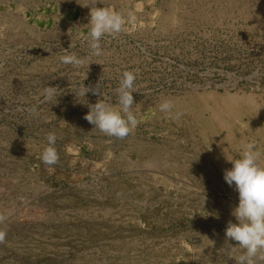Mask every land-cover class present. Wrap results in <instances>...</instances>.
Listing matches in <instances>:
<instances>
[{"label":"rangeland","instance_id":"obj_1","mask_svg":"<svg viewBox=\"0 0 264 264\" xmlns=\"http://www.w3.org/2000/svg\"><path fill=\"white\" fill-rule=\"evenodd\" d=\"M90 2L0 0V264H234L224 237L238 193L222 166L242 145L220 151L228 128L207 123L226 97L248 100L227 120L264 152V0H98L125 16L124 29L74 69L60 57L89 56L80 4ZM124 71L136 75L138 125L116 139L93 129L72 92L98 83L115 104ZM47 85L57 104L42 102ZM163 99L180 120L159 111ZM50 132L52 166L40 158Z\"/></svg>","mask_w":264,"mask_h":264},{"label":"clouds","instance_id":"obj_2","mask_svg":"<svg viewBox=\"0 0 264 264\" xmlns=\"http://www.w3.org/2000/svg\"><path fill=\"white\" fill-rule=\"evenodd\" d=\"M97 4L98 0H91L89 4H80L90 9L88 32L85 37L89 56L80 57L75 53L65 54L60 57L63 64L78 69L84 66L91 57H101L104 54L101 40L105 36L115 37L123 31L126 23L125 16L112 8L98 7ZM135 80L134 72L124 71L122 73L119 86L115 90V104L110 103L108 97L101 99L104 93L98 83L95 87L85 86L83 83L72 92L77 102L89 108L84 119L94 126L93 129L116 139H124L131 134L138 125L133 108L136 104L133 97ZM58 89V87L49 85L44 87L41 92L42 102L57 104ZM89 93L100 97L96 103L89 104L88 101L87 103L80 101V97L86 98ZM174 109L175 103L171 99H163L159 104L160 112L178 121L183 113L174 111ZM28 111L35 115L37 107L32 106ZM57 139L55 133L50 132L46 136V146L40 157L45 165L52 166L59 162L55 147ZM226 159L232 167L224 170L223 179L238 193V204L231 210V216L234 217L235 222L229 220L225 228L224 239L228 257L234 260V264H264V152L257 149L255 142H247L243 144L236 157H226ZM3 220L4 217L0 216V222ZM5 235L6 233L0 230V243L4 242ZM229 241L237 243L233 246Z\"/></svg>","mask_w":264,"mask_h":264},{"label":"bare ground","instance_id":"obj_3","mask_svg":"<svg viewBox=\"0 0 264 264\" xmlns=\"http://www.w3.org/2000/svg\"><path fill=\"white\" fill-rule=\"evenodd\" d=\"M206 93V92H205ZM201 94V93H200ZM203 94V93H202ZM209 95V94H208ZM211 95V94H210ZM198 96H200V95H198ZM203 98H202V97ZM200 97L202 98V102L203 101H205L204 99H205V97L203 96V95H201ZM206 96V95H205ZM207 97V96H206ZM190 98H191V96H190ZM207 98H210V97H207ZM176 100V99H175ZM207 101L209 100V99H206ZM179 101V100H178ZM181 101V100H180ZM184 101H186V100H184ZM192 101H193V99H192ZM243 101H246V102H248V100H238L236 97H234V96H228V97H226L225 98V100H224V102H225V104H224V102H222V105H219V107H218V105L216 106V108H214L213 110H212V118L210 119L211 121L209 122V123H207V125H209L211 128H213L214 129V131L215 132H219V129L220 128H222L223 127V129H224V127H227L228 128V133H227V135L225 136V137H223V138H221V136H220V140L219 141H216L217 142V144H216V146L220 149V151H225L228 147H236V146H238L239 147V145H242L243 146V144H245L246 143V141H245V139L243 138V137H240V138H235V137H238L237 135H239V134H235V131L234 130H232L231 128L232 127H234L233 125H231V119H230V121H228L229 120V118H227V115H232V116H237V114L239 113V112H241L242 111V106L241 107H239V106H237V105H233V104H236V103H238V102H243ZM212 102V101H211ZM186 103V102H185ZM188 103V102H187ZM194 103V102H193ZM196 103V102H195ZM227 103H228V105H227ZM177 104V103H176ZM179 104V103H178ZM177 104V105H178ZM184 104V103H183ZM244 104V103H243ZM255 104V103H254ZM189 105V104H188ZM197 105V104H196ZM199 105V104H198ZM249 105V104H248ZM181 106H184V105H182V103H181ZM195 106V105H194ZM209 106V105H208ZM251 106V105H250ZM256 106V105H255ZM254 106V107H255ZM261 107V106H260ZM192 108H194V107H192ZM252 108H253V106H252ZM251 108V109H252ZM263 108V107H262ZM262 108H260V109H262ZM190 109V108H189ZM208 109H209V107H208ZM241 109V110H240ZM256 110H257V108H255ZM259 109V108H258ZM259 109V110H260ZM195 110V109H194ZM193 110V111H194ZM198 110V109H197ZM201 110V109H200ZM206 110V109H205ZM255 110V111H256ZM192 111V112H193ZM208 111V110H207ZM210 112H211V110H210ZM209 112V113H210ZM199 113V112H198ZM258 113H259V111H258ZM196 114V113H195ZM202 116V115H201ZM243 117H245V116H243ZM228 119V120H227ZM194 120V119H193ZM236 120L234 119V122H235ZM243 122H245V121H243ZM203 123H204V121H203ZM238 123H240V122H238ZM191 124H193V123H191ZM230 124V125H229ZM241 124H244V123H241ZM240 124V125H241ZM235 125V124H234ZM243 126V125H242ZM245 127H246V125H244ZM193 127V126H192ZM195 127V126H194ZM244 127V128H245ZM200 128V127H199ZM238 128V127H237ZM240 128H242V127H240ZM196 129V128H195ZM209 129V128H208ZM207 129V130H208ZM205 130H206V128H205ZM204 130V131H205ZM206 130V131H207ZM211 131V130H210ZM260 130H258V128L257 129H255V132H257V133H260L259 132ZM202 132V131H201ZM241 132H242V130H241ZM197 133V132H196ZM204 133V132H203ZM208 134V133H207ZM261 134V133H260ZM200 135L202 136L203 134H201L200 133ZM216 135V134H215ZM218 136H219V134H217ZM242 135V134H241ZM241 135H239V136H241ZM261 136H262V140H263V143H264V133H262L261 134ZM210 138V137H209ZM213 139V138H212ZM211 139V140H212ZM252 140V139H251ZM204 141V140H203ZM209 141V140H208ZM201 142V141H200ZM250 142V141H249ZM204 143H205V141H204ZM207 143V142H206ZM201 145V144H200ZM210 146V145H209ZM264 146V145H263ZM211 148V147H210ZM199 149V148H198ZM239 149V148H238ZM200 150V149H199ZM215 150V149H214ZM218 151V150H217ZM199 152H201V151H199ZM204 152V151H203ZM238 153V152H237ZM236 153V154H237ZM140 154V153H139ZM212 157V156H211ZM226 157H228V156H225L224 157V161H223V172H224V170L225 169H230L231 167H232V165H231V163H229L228 161H227V159H226ZM206 158V157H205ZM228 158H230V157H228ZM232 158V157H231ZM207 164V163H206ZM135 169V168H134ZM142 169V168H141ZM140 170V169H139ZM219 170H221V169H219ZM130 171V170H129ZM220 172V171H219ZM148 173V172H147ZM219 174V173H218ZM145 177V176H144ZM155 179V178H154ZM224 180V179H223ZM220 185V184H219ZM189 187V186H188ZM187 187V188H188ZM182 188V187H181ZM222 189V188H221ZM152 191V190H151ZM228 193V192H227ZM209 200V199H208ZM228 200V199H227ZM6 205V204H5ZM12 206H14L13 204H12ZM210 207V206H209ZM9 208H10V206H9ZM106 209H107V207H106ZM125 209V208H124ZM130 209V208H129ZM108 210V209H107ZM225 210V209H224ZM7 211V210H6ZM132 211V210H131ZM5 212V211H4ZM92 213H93V211H92ZM101 213V212H100ZM110 213V212H109ZM91 214V213H90ZM94 214V213H93ZM92 214V215H93ZM108 214V213H107ZM96 215V214H95ZM110 215V214H109ZM104 216V215H103ZM102 216V217H103ZM126 216V215H125ZM66 218V217H65ZM126 218V217H125ZM102 219V218H101ZM115 220V219H114ZM131 240V239H130ZM132 242H133V240H132ZM135 242V241H134ZM86 243V242H85ZM129 243V242H128ZM76 244V243H75ZM214 244V243H213ZM212 244V245H213ZM218 244V243H217ZM216 244V245H217ZM211 245V244H210ZM33 246V245H32ZM205 246V245H204ZM79 247V246H78ZM35 248V247H34ZM210 249V248H209ZM214 249V248H213ZM212 249V250H213ZM34 250V249H33ZM208 250V249H207ZM211 250V251H212ZM220 251V250H219ZM108 252V251H107ZM215 252V251H214ZM217 252V251H216ZM215 252V253H216ZM91 253H93V252H91ZM215 253H213L214 255H218L219 253H217V254H215ZM85 254H86V252H85ZM201 254H202V252H201ZM207 254V253H206ZM205 254V255H206ZM212 254V253H211ZM212 254V256H214ZM93 255V254H92ZM103 256H104V254H102ZM90 257H91V255H89ZM94 256H96V254H94ZM144 256V255H143ZM201 256V255H200ZM203 256V255H202ZM219 256V255H218ZM217 256V257H218ZM104 257H106V255L104 256ZM136 257V256H135ZM207 257V256H206ZM215 257V256H214ZM128 258V257H127ZM126 258V259H127ZM138 258V257H137ZM219 258V257H218ZM85 259H87V257L85 258ZM217 259V258H216ZM221 259V258H220ZM99 260V259H98ZM114 260V259H113ZM218 260V259H217ZM223 260H224V258H223ZM89 261V260H88ZM91 261V260H90ZM94 260H92L91 262H93ZM219 261V260H218ZM134 262V261H133ZM133 262H132V264H133ZM143 262H144V260H143ZM147 261L145 260V262L144 263H146ZM221 262V261H220ZM220 262H218V263H220ZM227 262V261H226ZM115 263V262H114ZM118 263V262H117ZM123 263H125V262H123ZM138 263H140V262H138ZM143 263V264H144ZM222 263V262H221ZM135 264H137V263H135Z\"/></svg>","mask_w":264,"mask_h":264}]
</instances>
